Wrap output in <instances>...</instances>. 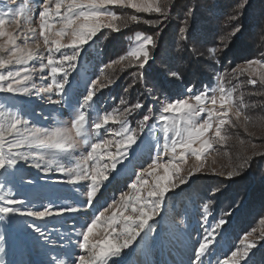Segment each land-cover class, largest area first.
Returning <instances> with one entry per match:
<instances>
[{"label": "rangeland", "instance_id": "1", "mask_svg": "<svg viewBox=\"0 0 264 264\" xmlns=\"http://www.w3.org/2000/svg\"><path fill=\"white\" fill-rule=\"evenodd\" d=\"M171 1L0 0V264H264V213L221 199L264 148V59L143 75Z\"/></svg>", "mask_w": 264, "mask_h": 264}, {"label": "trees", "instance_id": "2", "mask_svg": "<svg viewBox=\"0 0 264 264\" xmlns=\"http://www.w3.org/2000/svg\"><path fill=\"white\" fill-rule=\"evenodd\" d=\"M169 11L171 17L160 19L152 34L155 44L142 67L143 75L164 85L177 83L178 75L179 86L195 88L211 78L205 73L209 69H225L228 62L231 67L250 57L264 59V0H172ZM224 31L225 43L219 38ZM125 34H101L96 44L104 48V54L120 53L124 45L118 42ZM249 145L236 153L238 162L243 157L244 166L229 168L231 180L221 199L230 203L243 200L249 207L247 215L256 218L264 213V148L252 151Z\"/></svg>", "mask_w": 264, "mask_h": 264}]
</instances>
